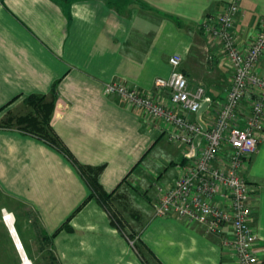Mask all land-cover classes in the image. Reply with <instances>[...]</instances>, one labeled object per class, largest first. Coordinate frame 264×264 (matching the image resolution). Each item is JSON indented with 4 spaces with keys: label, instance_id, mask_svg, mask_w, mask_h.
I'll list each match as a JSON object with an SVG mask.
<instances>
[{
    "label": "crops",
    "instance_id": "obj_1",
    "mask_svg": "<svg viewBox=\"0 0 264 264\" xmlns=\"http://www.w3.org/2000/svg\"><path fill=\"white\" fill-rule=\"evenodd\" d=\"M229 1L0 0V196L28 206L48 236L67 221L71 230L51 239L59 264L142 262L107 212L88 200L89 187L66 157L14 124L32 113L24 100L49 97L56 84L50 126L73 159L85 168H101L97 181L108 194L116 196L132 184L142 195L156 197L155 184L174 180L181 151L174 145L168 151L173 169H155L148 154L166 137L148 130L140 112L117 96L105 95L104 85L117 81L149 90L156 78L168 76V60L176 54L189 85L203 87L214 100L223 98L230 85L226 63L212 51L207 59L220 74L210 69L199 76L189 60L195 45L204 42L198 23ZM239 6L242 32L250 35L264 17V0H239ZM257 70L264 75V55ZM244 177L258 237L254 252L264 264V132ZM140 214L134 237L156 257L150 264L234 261L219 238L188 222L155 217L152 205L141 207Z\"/></svg>",
    "mask_w": 264,
    "mask_h": 264
},
{
    "label": "built area",
    "instance_id": "obj_2",
    "mask_svg": "<svg viewBox=\"0 0 264 264\" xmlns=\"http://www.w3.org/2000/svg\"><path fill=\"white\" fill-rule=\"evenodd\" d=\"M243 16L239 0H231L198 23L206 49L228 67L230 85L223 98L214 100L203 87L189 85L179 55L169 58L168 76L156 78L149 90L109 81L103 92L140 112L148 130L181 150L174 180L154 185L153 215L186 221L219 238L233 255L232 264H258L244 171L264 132V75L257 70L264 55V17L249 35L242 32Z\"/></svg>",
    "mask_w": 264,
    "mask_h": 264
},
{
    "label": "rangeland",
    "instance_id": "obj_3",
    "mask_svg": "<svg viewBox=\"0 0 264 264\" xmlns=\"http://www.w3.org/2000/svg\"><path fill=\"white\" fill-rule=\"evenodd\" d=\"M205 43V40L204 42L201 40L200 45L196 44V48L192 50V60H189L191 64L193 61L195 62V64H192V70L195 75L199 76L202 74L203 76H208L210 69V71H215L212 72V75H219L220 72L217 71L219 69L215 70V66L210 65L213 63H210V60L207 59L208 54H211L213 50L206 49L207 45ZM197 46L201 48L198 49ZM172 147V145L167 144L164 138L155 144L153 151L151 150L148 154V159L152 160L155 169H160V172H162L163 166L164 168L170 166L171 157L168 155V151L172 150ZM175 148L180 153L181 150L177 147ZM169 168L173 169L172 167ZM151 170L154 169L151 168ZM138 189V186L127 184L107 204V208L112 215L110 217L111 222L132 245H136L137 240L134 236L142 225V221L139 218L141 217V207L143 208L145 205L150 206L156 200L155 196L151 195V198H149L144 196V194L142 195V192ZM2 210L13 215L15 230L24 252L32 264H57L50 245L43 240L40 222L33 211L28 206L5 196H0V264H22L20 254L16 250L14 242L5 226L6 223L2 218Z\"/></svg>",
    "mask_w": 264,
    "mask_h": 264
},
{
    "label": "trees",
    "instance_id": "obj_4",
    "mask_svg": "<svg viewBox=\"0 0 264 264\" xmlns=\"http://www.w3.org/2000/svg\"><path fill=\"white\" fill-rule=\"evenodd\" d=\"M122 5L126 3V0H121ZM56 96V84L52 85L49 93V97L45 95H30L24 101L25 104L30 106L32 113L26 116L18 117L14 119V124L20 126L25 132L36 136L37 138L45 141L59 152H61L66 159L73 165L77 172L84 179L85 183L89 187L90 195L88 200L95 199L99 205L107 212L109 218L112 216L107 208L108 201L113 197V192L108 194L99 185L97 181V175L101 168L90 169L79 165L71 156V154L65 149L57 135L54 133L50 126L51 115L53 112L54 98ZM111 221V220H110ZM111 224L115 226L112 222ZM116 227V226H115ZM62 230H71L67 221L62 224L52 235ZM52 236H48L43 233V240L50 245L52 249L51 239ZM136 250L142 264H150L151 261L158 262L152 252L147 249L143 243L137 240L136 245H133ZM54 256V255H53ZM57 264L58 260L55 258ZM159 264V263H158Z\"/></svg>",
    "mask_w": 264,
    "mask_h": 264
},
{
    "label": "bare ground",
    "instance_id": "obj_5",
    "mask_svg": "<svg viewBox=\"0 0 264 264\" xmlns=\"http://www.w3.org/2000/svg\"><path fill=\"white\" fill-rule=\"evenodd\" d=\"M3 215H4V221H5L6 225H7V227L10 229V231L12 233V236L15 239L16 244L18 245L19 252H20V254L23 257L22 264H32L30 262V260L27 258V256H26V254L24 252V249L22 247V244H21L20 240L18 242L17 239H16L15 233L17 234V232H16L15 227H14V217H13V215L10 214V213H7V212H5ZM18 239H19V237H18ZM23 253L25 254V257L23 255Z\"/></svg>",
    "mask_w": 264,
    "mask_h": 264
},
{
    "label": "water",
    "instance_id": "obj_6",
    "mask_svg": "<svg viewBox=\"0 0 264 264\" xmlns=\"http://www.w3.org/2000/svg\"><path fill=\"white\" fill-rule=\"evenodd\" d=\"M207 105L206 104H203L202 106H201V108H200V110L198 111V113H197V116H199L203 111H204V109H205V107H206ZM5 226H6V228H7V230H8V232H9V234H10V236H11V238H12V240H13V242H14V245H15V248H16V250L18 251V253L20 254V252H19V248H18V245L16 244V242H15V239L13 238V236H12V233H11V231H10V229L7 227V225L5 224ZM15 231V230H14ZM15 236H16V239H17V241L19 242V239H18V236H17V234L15 233ZM23 255H24V257H25V254L23 253ZM20 257H21V260L23 261V257H22V255L20 254Z\"/></svg>",
    "mask_w": 264,
    "mask_h": 264
}]
</instances>
